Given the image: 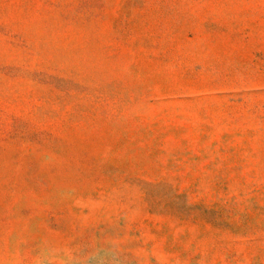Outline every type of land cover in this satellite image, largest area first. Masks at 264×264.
I'll use <instances>...</instances> for the list:
<instances>
[{
	"label": "rangeland",
	"instance_id": "obj_1",
	"mask_svg": "<svg viewBox=\"0 0 264 264\" xmlns=\"http://www.w3.org/2000/svg\"><path fill=\"white\" fill-rule=\"evenodd\" d=\"M0 264H264V0H0Z\"/></svg>",
	"mask_w": 264,
	"mask_h": 264
}]
</instances>
